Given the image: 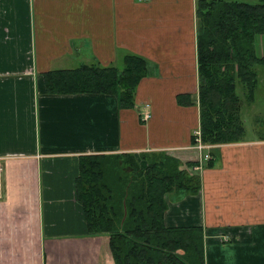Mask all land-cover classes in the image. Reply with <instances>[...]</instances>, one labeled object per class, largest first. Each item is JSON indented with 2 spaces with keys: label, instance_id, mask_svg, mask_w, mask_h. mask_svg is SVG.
Instances as JSON below:
<instances>
[{
  "label": "crops",
  "instance_id": "0c3cea01",
  "mask_svg": "<svg viewBox=\"0 0 264 264\" xmlns=\"http://www.w3.org/2000/svg\"><path fill=\"white\" fill-rule=\"evenodd\" d=\"M198 1L0 0V264H115L109 234H87L76 177L82 155L134 152L172 154L201 174L197 194L165 195L164 219L203 227L206 264H264V136L200 149L199 105L177 101L199 91ZM130 54L148 65L132 108L46 90L51 69L122 68Z\"/></svg>",
  "mask_w": 264,
  "mask_h": 264
},
{
  "label": "trees",
  "instance_id": "16d2710c",
  "mask_svg": "<svg viewBox=\"0 0 264 264\" xmlns=\"http://www.w3.org/2000/svg\"><path fill=\"white\" fill-rule=\"evenodd\" d=\"M197 15L199 91L194 98L177 94V101L198 103L204 143L241 141L245 128L237 85L251 102L257 66L264 65V52H257L258 37L264 46V0H199ZM147 73L146 60L130 54L122 68L83 64L51 69L44 78L48 93L113 94L121 107L132 108ZM142 158L147 160L144 169L132 153L81 156L76 194L88 234H109L115 264H205L203 227H170L164 219L165 195L174 190L197 194L200 175L165 152ZM127 163L133 168L128 173Z\"/></svg>",
  "mask_w": 264,
  "mask_h": 264
},
{
  "label": "rangeland",
  "instance_id": "374dc122",
  "mask_svg": "<svg viewBox=\"0 0 264 264\" xmlns=\"http://www.w3.org/2000/svg\"><path fill=\"white\" fill-rule=\"evenodd\" d=\"M248 1L249 2H256L255 0H248ZM259 39H260V37H258V41H259ZM263 87H264V85H263ZM244 90L245 89L243 87H241L240 84L237 85V92H239V95L242 98V100H241V115H242V119L244 121V128H245V131L242 134V138H254V137L259 138L260 136H264V92H260V94H258V100L254 104L255 96L257 94L256 91L258 90V86H257L255 89L256 91H254L255 92L254 99L251 100V102H253L254 105L253 104L250 105V103H247V105H246V101H245L246 98H245ZM247 102H250V101L248 100ZM243 104H244V108H243ZM150 118L151 117H149L148 119H145V117H144L143 121L146 122ZM193 135H194V133H193ZM149 153H151V152H137V153L134 152V153H132L137 160L136 162L143 169L146 168V166H147V160L145 158H142V156H143V154H149ZM169 155L174 156L172 154H169ZM182 165H184L183 162H182ZM124 169L127 171V173L131 172L133 170V168L130 167L128 165V163L125 165ZM187 171L189 172V170H187ZM199 175H200L199 181L201 183V188H202L201 174H199ZM201 188H200V190H201ZM174 191H178V190H174ZM166 200H167V198H166ZM167 204L169 205L168 202H167ZM256 232H257V229L251 230L250 235H254ZM203 234L205 235L204 239L206 240L205 237H207L208 233L204 229H203ZM263 234H264V231H263ZM225 235H226L225 236V239H226V237H228L230 234L226 233ZM204 247H206L205 241H204ZM205 264H206V260H205Z\"/></svg>",
  "mask_w": 264,
  "mask_h": 264
},
{
  "label": "built area",
  "instance_id": "2783aa9c",
  "mask_svg": "<svg viewBox=\"0 0 264 264\" xmlns=\"http://www.w3.org/2000/svg\"><path fill=\"white\" fill-rule=\"evenodd\" d=\"M145 119H148L149 117H151V114L149 112L145 113ZM194 138H195V144H197L196 146H198V148L202 149L206 146H208L207 143H204L202 140V131L201 128L199 126V128H197L194 132ZM210 157L209 154H204V156H201L199 159V164L198 166H195L196 169L201 170L204 164V160L208 159Z\"/></svg>",
  "mask_w": 264,
  "mask_h": 264
}]
</instances>
